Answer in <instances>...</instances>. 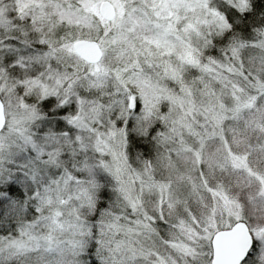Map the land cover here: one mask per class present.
Here are the masks:
<instances>
[{
  "label": "snow or ice",
  "instance_id": "1",
  "mask_svg": "<svg viewBox=\"0 0 264 264\" xmlns=\"http://www.w3.org/2000/svg\"><path fill=\"white\" fill-rule=\"evenodd\" d=\"M0 264H264V0H0Z\"/></svg>",
  "mask_w": 264,
  "mask_h": 264
}]
</instances>
